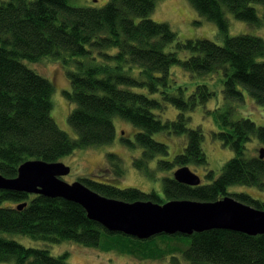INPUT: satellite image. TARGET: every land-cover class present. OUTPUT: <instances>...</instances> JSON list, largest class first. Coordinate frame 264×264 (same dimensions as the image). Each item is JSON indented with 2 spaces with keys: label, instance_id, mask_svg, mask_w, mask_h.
I'll return each instance as SVG.
<instances>
[{
  "label": "trees",
  "instance_id": "1",
  "mask_svg": "<svg viewBox=\"0 0 264 264\" xmlns=\"http://www.w3.org/2000/svg\"><path fill=\"white\" fill-rule=\"evenodd\" d=\"M158 0H109L102 7L72 6L69 0L0 1V174L15 177L20 165L31 159L61 161L77 148L111 144L117 130L116 116L139 128L130 145L142 147L135 165L152 177L149 163L158 155L154 170L173 172L189 166L207 165L200 126L189 127L190 110L205 104L213 95L205 81L211 76L223 82L224 102L207 109L217 129L212 136L234 151L219 176L208 169L209 183L190 186L177 182L174 172L163 178L164 196L120 186L124 169L120 157L107 153V171L83 176L87 187L104 196L126 201L169 199L216 201L232 195L264 209V202L245 193H229L234 184L264 189V159L247 155L246 142L253 137L264 143V126L249 116H235L236 105L246 93L264 108V39L252 34L228 35L227 13L238 20L261 25L264 19L253 3L264 0H189L196 11L217 23L219 44L209 38L181 39L166 22L151 18ZM173 44V50L165 51ZM188 52L181 57L180 53ZM76 60L67 70L70 90L64 95L73 109L69 124L78 132L72 138L52 116L54 84L35 72L25 60L38 62L47 56ZM173 65L202 77L188 96V83H180ZM145 89L150 94L131 88ZM189 91V89H188ZM160 96V97H158ZM168 105L177 108L174 120H162ZM171 133L182 143L171 156L169 145L154 137ZM174 170V171H175ZM197 172V171H196ZM27 204L19 209L21 203ZM23 234L51 243L75 241L85 246L115 250L141 259L171 257L172 264H264V234L250 235L230 229L213 228L191 235L160 234L139 239L109 231L89 219L86 210L73 200L0 189V262L13 264H69L68 253L55 256L46 248L26 246L7 234Z\"/></svg>",
  "mask_w": 264,
  "mask_h": 264
},
{
  "label": "rangeland",
  "instance_id": "2",
  "mask_svg": "<svg viewBox=\"0 0 264 264\" xmlns=\"http://www.w3.org/2000/svg\"><path fill=\"white\" fill-rule=\"evenodd\" d=\"M2 1V0H0ZM109 0H69V3L74 6H92L102 7ZM156 8L151 13V18L158 22H166L171 28L176 31L178 37L181 39H200L209 38L215 42L222 44L224 40L219 36V28L217 23L208 20L196 11L189 0H158L156 2ZM256 7L259 15L264 19V5L259 3H253ZM229 27L228 35L235 36L239 34H252L261 36L264 39V22L261 25L250 24L247 21L238 20L231 13H227ZM173 44L167 46L165 51L173 50ZM188 52L180 53L181 57L188 56ZM67 54L59 56H47L38 62H30L25 60L27 65L34 69L35 72L47 77L54 84V92L52 95L53 109L52 116L54 117L57 125L68 133L72 138H78V132L69 124L68 114L73 109V105L67 102L64 95L65 90H70L71 85L67 76V70L75 69L76 60L81 59L80 57H74L73 60L69 59V62H65L64 57ZM173 72L179 76L178 80L180 83L187 82L188 89L185 90V95L188 96L194 86L202 81V77L189 73L183 70L181 65H173ZM214 79L215 77H205L204 83L207 82L210 89L215 91L212 99L205 104H198L193 110L189 111L191 120L189 127H197L203 129L205 138H203V147L208 157L207 165H197L195 172L202 177V184L209 183V178L205 177L208 169L215 171V177L219 176L222 172L224 164L234 156V151L221 143V141L212 136V131L217 129L216 123H214L210 114L207 113V109H213L220 106L224 102L223 95V82L220 78ZM134 91H141L142 89L131 88ZM144 92L150 94L147 90L143 89ZM142 90V91H143ZM152 97L156 94H150ZM244 102H239L236 105L235 116H249L258 125L264 126V108L255 103L252 97L246 93ZM160 97V96H158ZM167 110L161 111L160 118L162 120H174L177 117L178 110L173 105H168ZM114 124L116 126L117 135L115 140L111 144L77 148L72 154L67 155L61 159L62 162L71 167V172L64 177L65 180L73 182L83 176H93L107 171V177L114 176L113 167L108 165L107 162L108 154H117L124 169V174L121 177L120 186L122 188L132 186L142 191L149 192L156 190L164 196L163 191V178L169 176L171 172L162 171L160 168L154 170L158 162V159H166L168 156L158 155V157L149 163L150 169H152V177L142 172L134 163V159L141 156L142 147L139 145H130L129 142H134L136 133L139 132V128L135 127L133 123L121 119L116 116L114 118ZM172 139L165 138L166 136L162 133H155L154 137L159 141H164L169 145L171 156L177 151L181 137L184 135H177L171 133ZM264 146L262 141L258 138L253 137L247 145V155L251 156L258 155L259 149ZM176 168V167H175ZM174 168V170H175ZM173 170V171H174ZM173 174V172H172ZM229 193H245L252 196L257 200L264 201V189L257 186L234 184L229 186ZM239 200V199H238ZM240 201V200H239ZM243 202V200H242ZM246 203V202H245ZM248 204V203H247ZM251 205V204H250ZM253 206V205H252ZM9 237L19 241L20 243L31 246L48 249L52 255L59 256L68 253L66 256V262L69 264H172L171 258L167 257L160 260L155 259H141L132 255L122 254L117 251H103L100 248H92L84 246L75 241H63L61 243H51L42 240H36L23 234H7ZM182 264L186 262L182 259L181 254H177ZM0 264H13V262H0Z\"/></svg>",
  "mask_w": 264,
  "mask_h": 264
},
{
  "label": "water",
  "instance_id": "3",
  "mask_svg": "<svg viewBox=\"0 0 264 264\" xmlns=\"http://www.w3.org/2000/svg\"><path fill=\"white\" fill-rule=\"evenodd\" d=\"M264 158V148L260 150ZM16 177L0 174V189L63 197L79 203L89 219L102 224L109 231L121 232L139 239L165 233L191 235L213 228L230 229L250 235L264 234V209H258L225 195L216 201L169 199L163 203L151 200L126 201L104 196L87 187L81 180L72 183L64 177L71 167L62 161L48 162L31 159L18 168ZM174 178L190 186L201 184V176L189 166L176 169ZM27 203H21L19 209Z\"/></svg>",
  "mask_w": 264,
  "mask_h": 264
},
{
  "label": "bare ground",
  "instance_id": "4",
  "mask_svg": "<svg viewBox=\"0 0 264 264\" xmlns=\"http://www.w3.org/2000/svg\"><path fill=\"white\" fill-rule=\"evenodd\" d=\"M116 138V137H115ZM115 140V139H114ZM251 140H249V141H247L246 142V145H248V143L250 142ZM262 148H264V146H262L260 149H259V152H258V155H255V156H258L260 159H264V158H261L260 157V150L262 149ZM191 171H192V169H191ZM18 172H19V169H18ZM195 172V171H194ZM196 174H198L197 172H195ZM18 175V174H17ZM198 175H200V174H198ZM16 177V176H15ZM9 178H12V177H9ZM202 178V177H201ZM201 184H202V181H201ZM234 197V196H233ZM25 203H27V201H24ZM264 202V201H263ZM159 203H163V202H159ZM255 208H258V209H262V208H259V207H256V206H254ZM209 230V229H208ZM205 231V230H204ZM160 234H165V233H160ZM160 234H156V235H160ZM176 234V233H175ZM156 235H153V236H156ZM169 235V234H168ZM170 235H174V234H170ZM169 235V236H170ZM258 235V234H257ZM153 236H150L149 238H151V237H153ZM149 238H147V239H149ZM85 246V245H84ZM87 247H89V246H87ZM92 248H97V247H92ZM101 249V248H100ZM103 251H105V250H103ZM109 251H115V250H109ZM122 254H124V253H122ZM167 257H169V258H171L170 256H166L165 258H167ZM182 257V256H181ZM182 259L185 261V259L182 257ZM186 262V261H185ZM172 263V262H171ZM181 263H182V261H181ZM187 264V263H186Z\"/></svg>",
  "mask_w": 264,
  "mask_h": 264
},
{
  "label": "clouds",
  "instance_id": "5",
  "mask_svg": "<svg viewBox=\"0 0 264 264\" xmlns=\"http://www.w3.org/2000/svg\"><path fill=\"white\" fill-rule=\"evenodd\" d=\"M229 195V194H228Z\"/></svg>",
  "mask_w": 264,
  "mask_h": 264
}]
</instances>
